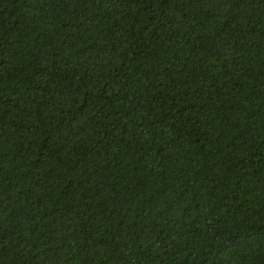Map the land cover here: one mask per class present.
Masks as SVG:
<instances>
[{"label":"trees","instance_id":"obj_1","mask_svg":"<svg viewBox=\"0 0 264 264\" xmlns=\"http://www.w3.org/2000/svg\"><path fill=\"white\" fill-rule=\"evenodd\" d=\"M0 264H264V0H0Z\"/></svg>","mask_w":264,"mask_h":264}]
</instances>
